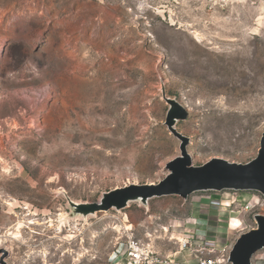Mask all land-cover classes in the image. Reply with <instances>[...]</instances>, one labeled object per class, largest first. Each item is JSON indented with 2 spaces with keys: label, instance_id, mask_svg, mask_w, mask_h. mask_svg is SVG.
<instances>
[{
  "label": "rangeland",
  "instance_id": "obj_1",
  "mask_svg": "<svg viewBox=\"0 0 264 264\" xmlns=\"http://www.w3.org/2000/svg\"><path fill=\"white\" fill-rule=\"evenodd\" d=\"M169 117L189 139L194 166L216 158L247 164L259 155L264 0H0L6 263L109 264L131 235L192 230V203L207 195L254 205L211 215L223 230L219 248L257 229L264 195L256 191L103 208L116 189L167 176L182 155Z\"/></svg>",
  "mask_w": 264,
  "mask_h": 264
},
{
  "label": "water",
  "instance_id": "obj_2",
  "mask_svg": "<svg viewBox=\"0 0 264 264\" xmlns=\"http://www.w3.org/2000/svg\"><path fill=\"white\" fill-rule=\"evenodd\" d=\"M168 125L172 133L182 142V155L167 165V176L157 184L130 185L116 189L107 195L104 209L112 206L123 208L136 198L180 196L188 199L203 191H256L264 195V135L259 155L247 164L230 163L223 159H212L202 166H194L186 147L189 139L173 127V118ZM264 250V217H258V228L242 234L231 252L233 264H253L255 256ZM0 264H7L6 250H0Z\"/></svg>",
  "mask_w": 264,
  "mask_h": 264
},
{
  "label": "built area",
  "instance_id": "obj_3",
  "mask_svg": "<svg viewBox=\"0 0 264 264\" xmlns=\"http://www.w3.org/2000/svg\"><path fill=\"white\" fill-rule=\"evenodd\" d=\"M202 199L211 202L209 207L211 209L220 210V208H223L222 199L218 201L212 195L204 196ZM228 203L226 207H236L238 214L251 212L254 206L251 201L241 200L236 197L234 201L232 198ZM209 208L205 209L201 205L198 209H195L196 213L192 215L194 218L193 226H197L200 221L201 212ZM232 213H235V210ZM195 230L194 232L189 231L192 236L190 238L186 237L183 241L175 239L174 232L171 233L168 228H161L160 232L155 230L154 233H147L143 239L131 235L124 245L114 248V251L109 256V264H173L172 257L165 256L156 250L160 241L178 242L179 251H187L188 255L194 258L195 264H233L231 262L233 246L231 248H219L217 241L208 239L201 229Z\"/></svg>",
  "mask_w": 264,
  "mask_h": 264
},
{
  "label": "crops",
  "instance_id": "obj_4",
  "mask_svg": "<svg viewBox=\"0 0 264 264\" xmlns=\"http://www.w3.org/2000/svg\"><path fill=\"white\" fill-rule=\"evenodd\" d=\"M203 200V199H201ZM194 201L192 203L193 208L195 209V206L197 205V209L199 208L200 201ZM219 199L218 201H220ZM223 200V208H220V210L214 209V208H209L206 211H202L200 215V221L198 222L197 226L194 225L192 230H186L184 229L183 231H180L177 235H174L176 239H185L186 237H191L192 234L189 233V231H196L195 229H201L202 232L205 233L206 237L211 240H215L219 242V236L223 234V230L219 224L216 226L211 223V215L215 214V216L221 217L223 214L227 213L228 208L226 205L228 203L227 199L222 198ZM195 228V229H194ZM222 248V247H220ZM156 250L165 255L172 257V262L173 264H195V260L192 256H189L187 251L182 252L179 251V243L175 241H160L158 242V247H156ZM259 261L256 264H264V253L260 256H257ZM254 264V263H253Z\"/></svg>",
  "mask_w": 264,
  "mask_h": 264
},
{
  "label": "bare ground",
  "instance_id": "obj_5",
  "mask_svg": "<svg viewBox=\"0 0 264 264\" xmlns=\"http://www.w3.org/2000/svg\"><path fill=\"white\" fill-rule=\"evenodd\" d=\"M227 203V202H226ZM241 225V224H240ZM240 225L237 227L239 228ZM22 226V225H21ZM22 227H18V230H20ZM20 231L17 232V234L15 235V238H18L20 235H19ZM176 239V238H175ZM179 241H183V238L182 239H178Z\"/></svg>",
  "mask_w": 264,
  "mask_h": 264
}]
</instances>
